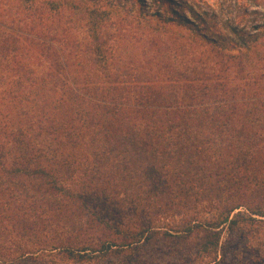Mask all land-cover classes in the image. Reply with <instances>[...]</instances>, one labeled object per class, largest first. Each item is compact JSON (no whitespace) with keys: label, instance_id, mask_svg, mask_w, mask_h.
Returning <instances> with one entry per match:
<instances>
[{"label":"trees","instance_id":"obj_1","mask_svg":"<svg viewBox=\"0 0 264 264\" xmlns=\"http://www.w3.org/2000/svg\"><path fill=\"white\" fill-rule=\"evenodd\" d=\"M18 1L22 12L0 10V264L57 250L69 261L113 257L155 238V220L175 217L181 228L164 235L200 236L208 264H232L229 250L237 264H264V106L242 108L236 94L246 89L214 81L197 60L173 82L125 81L96 34L86 52L106 77L44 46L37 65L28 11L40 0ZM221 40L186 39L225 57L237 45ZM101 229L115 239L94 238Z\"/></svg>","mask_w":264,"mask_h":264},{"label":"rangeland","instance_id":"obj_2","mask_svg":"<svg viewBox=\"0 0 264 264\" xmlns=\"http://www.w3.org/2000/svg\"><path fill=\"white\" fill-rule=\"evenodd\" d=\"M59 4L58 8L53 5ZM170 4L158 0H40L29 17H33L28 33L37 37L32 54L34 63H46L47 53L39 59L42 46L55 50L62 55L63 62L78 64L81 62L95 72L88 76L104 78L102 69L92 68L93 58L87 55L86 46L92 43L96 35L107 42L108 63L117 67L112 74H119L125 81H135L148 75L156 81L173 82L176 73L183 72L185 65L192 66L197 60L206 65L209 75L225 82H235L245 92L236 94L240 104L247 108L262 104L264 106V0H169ZM0 10L10 14L22 12L23 6L18 0H2ZM52 7V8H51ZM193 12L201 19H197ZM167 18L175 23L164 24ZM179 19L190 24L181 26ZM228 27L241 31L244 40L231 34ZM218 32L232 40L237 47L226 46L222 57L210 47L189 45L186 39L194 36L198 39L214 40L223 46L221 39L212 35ZM217 34V33H216ZM43 40V41H41ZM227 43H225L226 45ZM248 45L246 49L243 45ZM51 47V48H49ZM222 48V47H221ZM237 56V57H235ZM233 57V58H232ZM111 58V59H110ZM200 66V65H199ZM92 71V70H91ZM206 77V76H205ZM201 79V77H200ZM185 80V79H183ZM204 83V82H201ZM213 83V82H212ZM241 106V105H240ZM264 109V107H263ZM205 216L208 210L199 208ZM156 230L160 231L149 243L126 249L120 255L99 257L77 262L66 260L57 250L52 255L31 261L29 264H208L210 259L198 252L199 239L178 240L166 237L164 233L181 225L180 217L174 220H155ZM61 227L57 229L60 232ZM175 231L172 233L174 234ZM94 238H113L101 229L91 231ZM115 239V237L113 238ZM81 241H85L82 238ZM264 252V247H262ZM234 251L226 252V263L235 260ZM237 264V260H235ZM251 264V263H249Z\"/></svg>","mask_w":264,"mask_h":264}]
</instances>
